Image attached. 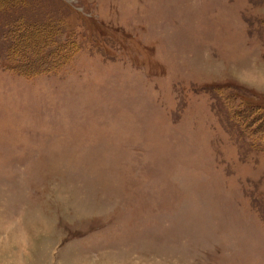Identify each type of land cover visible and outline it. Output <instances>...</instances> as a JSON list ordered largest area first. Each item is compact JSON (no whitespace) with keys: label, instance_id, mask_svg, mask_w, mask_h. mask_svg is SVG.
I'll list each match as a JSON object with an SVG mask.
<instances>
[{"label":"rangeland","instance_id":"374dc122","mask_svg":"<svg viewBox=\"0 0 264 264\" xmlns=\"http://www.w3.org/2000/svg\"><path fill=\"white\" fill-rule=\"evenodd\" d=\"M0 264H264V0H0Z\"/></svg>","mask_w":264,"mask_h":264}]
</instances>
